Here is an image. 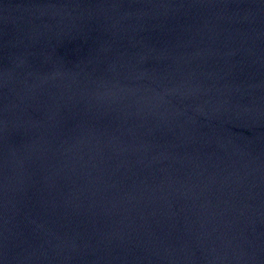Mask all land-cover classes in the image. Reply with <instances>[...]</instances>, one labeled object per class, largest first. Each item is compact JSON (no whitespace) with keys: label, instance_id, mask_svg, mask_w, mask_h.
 Masks as SVG:
<instances>
[{"label":"water","instance_id":"water-1","mask_svg":"<svg viewBox=\"0 0 264 264\" xmlns=\"http://www.w3.org/2000/svg\"><path fill=\"white\" fill-rule=\"evenodd\" d=\"M0 264H264V0H0Z\"/></svg>","mask_w":264,"mask_h":264}]
</instances>
